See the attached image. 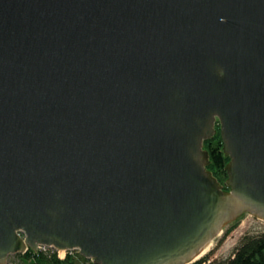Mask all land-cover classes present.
I'll use <instances>...</instances> for the list:
<instances>
[{
	"label": "water",
	"instance_id": "water-1",
	"mask_svg": "<svg viewBox=\"0 0 264 264\" xmlns=\"http://www.w3.org/2000/svg\"><path fill=\"white\" fill-rule=\"evenodd\" d=\"M246 214L264 221V0H0V264H194Z\"/></svg>",
	"mask_w": 264,
	"mask_h": 264
},
{
	"label": "trees",
	"instance_id": "trees-1",
	"mask_svg": "<svg viewBox=\"0 0 264 264\" xmlns=\"http://www.w3.org/2000/svg\"><path fill=\"white\" fill-rule=\"evenodd\" d=\"M217 134L211 140L205 142V150L210 154V165L208 170L228 190L226 181L228 179L227 165L230 159L224 153V142L222 140L219 125ZM234 230L231 227L224 238ZM223 238V239H224ZM210 256V255H209ZM208 255L194 264H264V233L250 235L243 238L241 244L236 248L234 254L226 260L211 261ZM9 264H94L91 260L83 257L79 251H69L66 257L61 258L59 252L51 248H43L38 252L29 250L25 254H18L10 259Z\"/></svg>",
	"mask_w": 264,
	"mask_h": 264
},
{
	"label": "rangeland",
	"instance_id": "rangeland-1",
	"mask_svg": "<svg viewBox=\"0 0 264 264\" xmlns=\"http://www.w3.org/2000/svg\"><path fill=\"white\" fill-rule=\"evenodd\" d=\"M217 125H219L220 129V124L217 123ZM231 227H234V230H232V232L224 238V235ZM260 233H264V221L259 220L251 214H246L242 219L232 223L223 231V233L212 243L213 246L211 250L204 257L210 255L209 257L211 261L226 260L234 254L236 248L241 244L244 237ZM66 254L67 252H65V255L62 256L61 252H59V256L61 258L66 257ZM12 258L13 256L10 257V259ZM10 259L8 264L10 263Z\"/></svg>",
	"mask_w": 264,
	"mask_h": 264
},
{
	"label": "bare ground",
	"instance_id": "bare-ground-1",
	"mask_svg": "<svg viewBox=\"0 0 264 264\" xmlns=\"http://www.w3.org/2000/svg\"><path fill=\"white\" fill-rule=\"evenodd\" d=\"M212 246H213V244H211V245L205 250V252L203 253V256L206 255V254L211 250ZM61 254H62V256H64V255H65V252H61ZM201 257H202V256H201ZM201 257H200V258H201Z\"/></svg>",
	"mask_w": 264,
	"mask_h": 264
},
{
	"label": "built area",
	"instance_id": "built-area-1",
	"mask_svg": "<svg viewBox=\"0 0 264 264\" xmlns=\"http://www.w3.org/2000/svg\"><path fill=\"white\" fill-rule=\"evenodd\" d=\"M41 249H43V248H41Z\"/></svg>",
	"mask_w": 264,
	"mask_h": 264
}]
</instances>
